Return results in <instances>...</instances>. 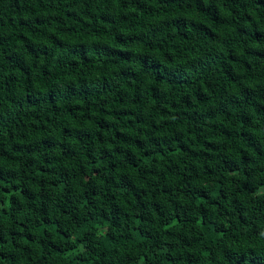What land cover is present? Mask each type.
<instances>
[{"label":"trees","instance_id":"trees-1","mask_svg":"<svg viewBox=\"0 0 264 264\" xmlns=\"http://www.w3.org/2000/svg\"><path fill=\"white\" fill-rule=\"evenodd\" d=\"M0 264H264V0H0Z\"/></svg>","mask_w":264,"mask_h":264}]
</instances>
